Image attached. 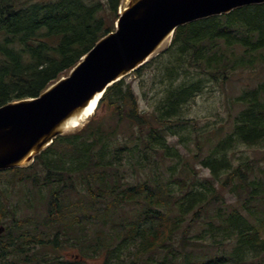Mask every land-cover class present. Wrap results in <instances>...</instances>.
Returning <instances> with one entry per match:
<instances>
[{
    "label": "trees",
    "instance_id": "1",
    "mask_svg": "<svg viewBox=\"0 0 264 264\" xmlns=\"http://www.w3.org/2000/svg\"><path fill=\"white\" fill-rule=\"evenodd\" d=\"M120 2L0 0V107L67 76L114 31ZM259 66L264 3L177 27L82 128L0 170V264H264V170L229 156L264 142V78L233 99L227 130L183 117L209 84ZM136 81L147 101L158 92L148 107ZM21 205L35 213L19 217ZM66 247L79 258L63 260Z\"/></svg>",
    "mask_w": 264,
    "mask_h": 264
},
{
    "label": "water",
    "instance_id": "2",
    "mask_svg": "<svg viewBox=\"0 0 264 264\" xmlns=\"http://www.w3.org/2000/svg\"><path fill=\"white\" fill-rule=\"evenodd\" d=\"M262 3L264 0H130L119 9L115 31L98 40L66 77L36 98L0 107V170L30 165L57 136L79 130V126L66 131L60 127L96 94L101 98L112 84L164 50V42L168 39L170 44L177 27ZM3 231L0 226V234Z\"/></svg>",
    "mask_w": 264,
    "mask_h": 264
},
{
    "label": "rangeland",
    "instance_id": "3",
    "mask_svg": "<svg viewBox=\"0 0 264 264\" xmlns=\"http://www.w3.org/2000/svg\"><path fill=\"white\" fill-rule=\"evenodd\" d=\"M130 0H121L120 8L125 7ZM119 11V10H118ZM114 30V29H113ZM113 32V31H112ZM168 44L165 45L166 48ZM134 76L131 74L128 76L127 81H129ZM264 78V67L259 66L255 71L248 72H240L234 76V80L228 83L225 87H218L215 84H209L204 92L197 95L184 109V116L186 119H194L195 124L198 125L199 128H205L206 132H210L216 128H219L221 125H225L223 130H227V125L230 124L231 118L235 115V107L232 105L233 99L241 94V92L245 89L253 87L256 83ZM138 81L134 82L133 85L136 89V93H140V89L137 85ZM148 93V101L147 97H140V105L141 107H148V102L152 104L155 102L158 97V92L156 89H152L147 91ZM91 115L87 118L82 125L86 124L92 117ZM229 122V123H228ZM228 123V124H227ZM227 124V125H226ZM192 147H194L192 145ZM195 150V148H192ZM234 166L242 162H246L248 160H252L254 162V166L257 168H261L264 170V142L260 145L248 147L245 145H237L232 150L229 151ZM201 166L197 165L196 168H200ZM256 170V169H255ZM201 176H208L209 171L203 169ZM20 195L18 196V198ZM14 202H16L17 197L13 196ZM16 198V199H15ZM21 211H18V216L23 217L26 214L35 213L34 210L28 211L24 205H21ZM23 210V211H22ZM78 250L72 247H66L61 250L58 254L65 261H72L73 258L77 257ZM40 252V251H39ZM45 252L47 254H51L49 249H46ZM264 259V254L262 256ZM84 264H102V260H85Z\"/></svg>",
    "mask_w": 264,
    "mask_h": 264
},
{
    "label": "bare ground",
    "instance_id": "4",
    "mask_svg": "<svg viewBox=\"0 0 264 264\" xmlns=\"http://www.w3.org/2000/svg\"><path fill=\"white\" fill-rule=\"evenodd\" d=\"M166 44H168V39L164 42L163 46H165ZM99 99L100 94H96L95 97L91 99L87 105L81 107L76 113L67 118L61 124V130H71L80 126L87 118H89L94 113Z\"/></svg>",
    "mask_w": 264,
    "mask_h": 264
}]
</instances>
